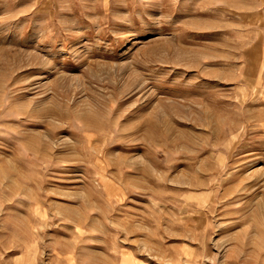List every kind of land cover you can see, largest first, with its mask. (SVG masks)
<instances>
[{
	"label": "rangeland",
	"instance_id": "374dc122",
	"mask_svg": "<svg viewBox=\"0 0 264 264\" xmlns=\"http://www.w3.org/2000/svg\"><path fill=\"white\" fill-rule=\"evenodd\" d=\"M0 264H264V0H0Z\"/></svg>",
	"mask_w": 264,
	"mask_h": 264
}]
</instances>
